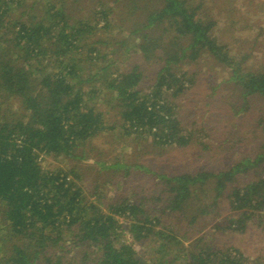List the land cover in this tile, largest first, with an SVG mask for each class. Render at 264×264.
<instances>
[{
    "label": "trees",
    "instance_id": "obj_1",
    "mask_svg": "<svg viewBox=\"0 0 264 264\" xmlns=\"http://www.w3.org/2000/svg\"><path fill=\"white\" fill-rule=\"evenodd\" d=\"M142 1L0 0V264H264L224 239L264 231V117L258 152L220 169L170 175L94 154L102 136L110 148H211L179 104L198 81L185 68L203 61L246 107L264 99V33L233 52L204 0ZM41 157L117 174L115 196Z\"/></svg>",
    "mask_w": 264,
    "mask_h": 264
},
{
    "label": "rangeland",
    "instance_id": "obj_2",
    "mask_svg": "<svg viewBox=\"0 0 264 264\" xmlns=\"http://www.w3.org/2000/svg\"><path fill=\"white\" fill-rule=\"evenodd\" d=\"M188 1L195 2L196 5L198 3V0ZM141 3L148 4L150 9H153V6L155 8L159 6L158 0H147ZM200 12L218 21L216 31L219 36L228 40L233 52H241L243 42L246 40L251 41L245 42L248 45H251L255 38H258L259 44L263 42V37L260 36L264 33V0H204ZM115 32L120 30L115 29ZM261 45L256 55V59L260 60L264 58V43ZM199 66L185 68V70L190 69L191 73L198 74V81L197 86L189 91L179 104L186 124L194 122L197 130L201 128L206 130L201 137V142L208 144L211 148L204 149L196 142V139L194 145L186 149L168 148L159 151L152 147L150 142L137 145L132 149L123 148L119 144L110 148L105 146L104 142L112 141V139L110 136H102L94 141V154L102 153L100 155L108 161L123 154L127 162L141 161L159 173L174 175L228 167L240 158L257 153L261 142L257 124L264 117V99L257 97L249 99L246 107L234 85L227 82L229 77L227 71L210 62L203 61ZM214 87L216 90H213ZM245 107L248 108L246 112ZM110 149H114V152ZM40 163L45 170L66 171L76 167L82 172L85 185L92 188L100 186L108 197L115 196V191L108 182H112L117 174L101 173L94 163L52 157H41ZM142 186L143 184L138 186L139 189ZM120 190L122 193L130 191L126 186L121 187ZM226 214L228 212L225 208ZM119 222L123 225L125 240L131 241L127 231L128 222L122 218ZM224 239L225 242L240 248L246 256L252 258L262 256L264 261V231L256 226L250 227L244 235H230ZM150 247H135L142 260L155 256L156 248L150 249Z\"/></svg>",
    "mask_w": 264,
    "mask_h": 264
}]
</instances>
